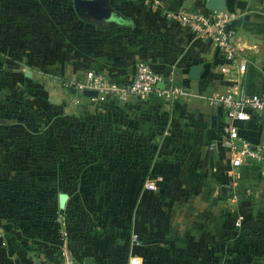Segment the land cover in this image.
<instances>
[{"label":"crops","instance_id":"obj_1","mask_svg":"<svg viewBox=\"0 0 264 264\" xmlns=\"http://www.w3.org/2000/svg\"><path fill=\"white\" fill-rule=\"evenodd\" d=\"M33 1L37 5L19 8L7 0L4 11L18 15L17 24L14 17L0 21V140L10 149L1 156L13 161L0 166V190L5 199L21 185L47 190L52 218L28 228L27 201L18 203L25 208L17 213L6 206L0 264H59L60 216L77 264H264V205L252 211L248 196L241 200V186L255 183L258 168L241 170L236 191L244 219L236 228L228 199L231 165L221 143L228 117L222 106L205 100L237 81L245 92L264 90V0H212L213 6L208 0H161L168 9L224 5L244 42L248 61L242 72L222 71L225 60L210 39L145 0H109L115 12L101 22L109 26L80 17L71 0L64 7L57 0ZM141 59L183 93L95 108L89 100L73 102L54 81L92 68L125 83ZM193 65L201 66L195 77L189 74ZM30 91L37 94L30 108L42 114L45 132L25 123L21 111ZM8 110L17 118L8 117ZM237 124L242 135L264 139V113ZM28 157L33 160L26 167L21 162ZM112 172L144 175L126 183L128 207L126 200L102 197L100 177L97 184L85 180ZM154 174L156 187L148 189L145 178ZM26 175L30 180L21 184ZM131 256L141 261L131 263Z\"/></svg>","mask_w":264,"mask_h":264},{"label":"built area","instance_id":"obj_2","mask_svg":"<svg viewBox=\"0 0 264 264\" xmlns=\"http://www.w3.org/2000/svg\"><path fill=\"white\" fill-rule=\"evenodd\" d=\"M153 7L164 9V14L195 34L210 39L219 54L225 60L220 69L229 72L234 67L238 72L245 70L248 58L243 53L244 42L238 40L237 28L231 23L232 15L225 9L210 11L195 8L168 9L161 0H145ZM163 82L161 88L157 86ZM63 87L75 103L87 99L93 103L113 104L133 98H144L151 94L175 97L183 93L180 85L174 84L172 78H164L146 60L136 62L133 76L128 82L121 83L104 72L87 69L79 77H65ZM84 90H95L96 95H86ZM210 104L220 105L225 109L228 120L223 125L221 143L228 150L230 162L229 173L232 175V188L229 203L237 207L238 194L236 189L241 181V170L255 164L258 174L264 180V139L254 140L239 132L237 121L247 120L264 113V90L245 92L239 81L233 83L225 91H215L208 96ZM148 189L156 187L155 180L145 182ZM232 207V209H233ZM234 210V209H233ZM60 223L61 242L58 246L59 264H77L73 249L69 245L64 216L57 218ZM243 215L235 214L234 225L240 226ZM136 238V234H133ZM137 256H131V263H139Z\"/></svg>","mask_w":264,"mask_h":264},{"label":"rangeland","instance_id":"obj_3","mask_svg":"<svg viewBox=\"0 0 264 264\" xmlns=\"http://www.w3.org/2000/svg\"><path fill=\"white\" fill-rule=\"evenodd\" d=\"M11 1H12L11 5H16V7H19V8H21L22 6H25V5H28V6L37 5L35 3V1H33V0H11ZM48 1H50V0H48ZM6 4H7V0H0V21H1V19H5V18L9 19V17H14L15 19L14 18L13 19L11 18V19L14 22V24H17V23H15V21H16L18 15H12V14L9 15V14H7L4 11V8H3V7H6ZM56 4L58 6L64 7L67 4H69V1L68 0H57ZM75 20H78V18L75 17ZM63 78H65V77L55 78L54 81L56 82L58 87L64 88L63 84H62V79ZM65 90L66 89L64 88V91ZM31 91H33V90H31ZM31 91L28 92V94L33 93ZM65 92H67V90ZM36 96H37V94L36 95L30 94V96L28 98V101H27L28 105L24 106V111H21V112H23L22 114L24 115L23 117H25L24 120H26L25 123L27 124L28 128L33 129L34 132H37L39 130H43L42 132H45V130H48V126H44V124H42V122L40 120L41 117H42V114H40V112L35 111L34 109L30 108V107L34 108V106H33V103H34L33 97L35 98ZM62 96H63V94H62ZM207 98H208V96L206 97L205 100H207ZM56 99H57V97H56ZM15 100H16V98H14V100H13V105L16 104ZM83 100L84 101H88L87 99L86 100L83 99ZM62 101L67 102L68 100L66 98H63ZM29 103L31 104V106H30ZM96 104L97 105H101L102 103H96ZM12 108L14 109V107H12ZM171 110L172 109L169 110V113H171ZM143 112H144L143 110H139L138 113L140 114V113H143ZM14 113H17V112H14ZM14 113L11 110L6 111V115L8 117H10V118H13V117L17 116V115L15 116ZM140 115H142V114H140ZM46 116H45V119L48 118V116L47 117ZM34 135H35V133H34ZM11 149H13V148H11ZM5 150H10V149L8 148L7 144H5V143L3 144L2 141L0 140V166H2L3 164H5V166H6V164L8 165V163H6L8 160H10V163H13L12 159H8L6 161L3 160L2 156H1L2 155L1 153L3 151H5ZM32 160L33 159H31L29 157L28 158H24L21 163L22 164L24 163L26 165V167H27V165L31 164ZM29 176H31V175H26L25 178L23 177L24 179L23 178L21 179V184L22 183L23 184L24 183L27 184L28 181L30 180ZM44 176L48 179V175H44ZM143 176L144 175H131V174H128V173L127 174H122V173L114 174L112 172V173H106V174H98V175H95L93 177H92V175H88L87 177H85V180H88V181L92 180V183H96V184L100 182L101 186H102V190H100V193H101L102 197L105 198L106 201H114V200L124 201V200H126L124 202L125 203L124 205L126 207H128L130 191L127 188H125L127 186L126 183L129 180L135 181V178H137L139 180V182H140L141 181L140 177L143 178ZM203 176H204V174L200 175V176L196 174L195 178H198V177L202 178ZM99 177L101 179L98 182ZM154 177H157V175L156 174L147 175L146 178H145V181H146V179L153 180V179H155ZM46 178L41 177V181L43 183H46L45 182ZM256 178L257 179H256V181H255V183L253 185H249V184H248V186L244 185L243 188L240 185L241 181H239V186H241V192L243 191L242 192L243 194L241 196L242 197L241 200L247 199V196H248L247 200H249V204H250L249 208L252 209V211H256L257 208H259V207L264 205V190H263L264 189V187H263L264 180L261 179L259 174L257 175ZM261 181L263 182V184L260 183ZM259 186H261V188H259ZM19 187H21V188L18 189V186H17V187H14V188L10 189L9 193H7V195H8L7 199L2 198L1 190H0V215L4 212L3 209H5L6 206H8L11 209V211H10L11 213L12 212L13 213H17L19 208H23L24 207L23 205L19 206L18 203L20 201H22V203H23V201L25 200V201H27V204H28V206L26 208L28 209V215L30 217H29V220H27L26 222H23V223H26L28 228L30 226L32 227L34 225H36V227H37V223L43 217H45V220L52 218L51 211L49 210L50 209V207H49V201H50L49 192L47 190L46 191L45 190H40V189L37 190L35 188L33 189V188H30V187L28 189H23L22 185L19 186ZM112 188H114V189H112ZM90 190L91 189L87 190L86 192L88 194H90L89 193ZM246 190H248V191H246ZM96 192L97 191L93 192L94 196H95ZM243 196L246 197V198H244ZM249 196H251V197L249 198ZM18 197L20 199H18ZM43 197L47 198V202H45V205H43V204L41 205V203H40V200L43 201V199H42ZM238 199H239V194H238ZM229 207H230V211H231V213L233 215H235L237 211L240 213V211L238 209V205H237L236 208L233 207V205H232L234 210L232 209L230 203H229ZM0 222H1V220H0ZM45 223H47V222H45ZM38 225L42 226L43 224L40 223ZM46 226H48V224H46ZM235 227L238 228L239 226L235 225ZM3 229H4V227H3ZM1 230H2V226H1V223H0V234L2 233ZM4 232H6L5 229H4ZM1 239H2V237L0 236V244L3 243Z\"/></svg>","mask_w":264,"mask_h":264},{"label":"water","instance_id":"obj_4","mask_svg":"<svg viewBox=\"0 0 264 264\" xmlns=\"http://www.w3.org/2000/svg\"><path fill=\"white\" fill-rule=\"evenodd\" d=\"M71 1L75 12L80 17L86 20H91L92 22L96 23L99 26H109V25H103V23H101L102 21L109 19L112 16V14L115 12L109 0H71ZM208 5L213 6L212 0H208ZM215 9L225 10L226 7L224 5H221ZM227 13L230 14L229 11ZM231 23L234 24L233 20H231ZM200 68H201L200 65L191 66L189 72L190 76L192 77L197 76ZM157 86L162 88L164 86V83L159 82ZM83 93L86 95H96L95 90H84Z\"/></svg>","mask_w":264,"mask_h":264},{"label":"trees","instance_id":"obj_5","mask_svg":"<svg viewBox=\"0 0 264 264\" xmlns=\"http://www.w3.org/2000/svg\"><path fill=\"white\" fill-rule=\"evenodd\" d=\"M95 104H96V103H95ZM114 104H116V103H113V104H109V103H108V104H101V105H97V104H96L97 106H96L95 108H98V107H100V106H102V107H103V106H105V105H106V106H108V107H112L111 105H114ZM95 113L99 114V112H98V111H95ZM100 113H101V112H100ZM254 117H256V118H257V117H258V115H255ZM243 219H244V216H243ZM242 224H243V220H242V222H241V225H242ZM241 225H240L239 227H241ZM236 228H237V227H236Z\"/></svg>","mask_w":264,"mask_h":264},{"label":"flooded vegetation","instance_id":"obj_6","mask_svg":"<svg viewBox=\"0 0 264 264\" xmlns=\"http://www.w3.org/2000/svg\"><path fill=\"white\" fill-rule=\"evenodd\" d=\"M107 20V19H106Z\"/></svg>","mask_w":264,"mask_h":264}]
</instances>
